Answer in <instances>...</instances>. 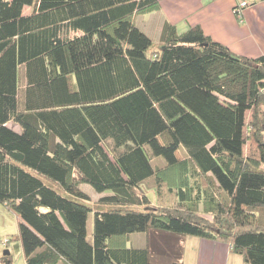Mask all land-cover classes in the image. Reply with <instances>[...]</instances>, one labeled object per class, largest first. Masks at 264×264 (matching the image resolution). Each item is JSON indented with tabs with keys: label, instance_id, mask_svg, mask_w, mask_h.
I'll list each match as a JSON object with an SVG mask.
<instances>
[{
	"label": "trees",
	"instance_id": "1",
	"mask_svg": "<svg viewBox=\"0 0 264 264\" xmlns=\"http://www.w3.org/2000/svg\"><path fill=\"white\" fill-rule=\"evenodd\" d=\"M158 8L0 0V204L24 264H181L186 236L264 264V57L169 23L151 50L133 16ZM82 184L110 193L94 210Z\"/></svg>",
	"mask_w": 264,
	"mask_h": 264
},
{
	"label": "crops",
	"instance_id": "2",
	"mask_svg": "<svg viewBox=\"0 0 264 264\" xmlns=\"http://www.w3.org/2000/svg\"><path fill=\"white\" fill-rule=\"evenodd\" d=\"M158 1L157 10L133 16L139 29L150 38H158L157 45L165 23L175 26L177 31L199 26L205 35L237 55L264 57V0H245L248 6L240 16L234 9L241 0ZM137 17L141 19L137 21ZM134 235L137 234L130 235L129 240L136 243L138 238ZM182 247L181 264H244L241 255L222 242L186 236Z\"/></svg>",
	"mask_w": 264,
	"mask_h": 264
},
{
	"label": "rangeland",
	"instance_id": "3",
	"mask_svg": "<svg viewBox=\"0 0 264 264\" xmlns=\"http://www.w3.org/2000/svg\"><path fill=\"white\" fill-rule=\"evenodd\" d=\"M31 11L30 7H25L24 9V13L27 14ZM141 19L139 17H137V21ZM133 22L135 23V21L133 20ZM137 23V22H136ZM186 30L183 31H179L178 29V33H182ZM155 37V36H153ZM152 41V45H151V50H154L158 47L157 45V40L158 38H150ZM21 85H24V79L21 78ZM264 108V107H263ZM9 126L13 127L15 130H19L18 126L16 125H12L11 123L8 124ZM245 152L246 154H256V149L254 147V145L251 142H247L246 146H245ZM177 157L179 159L182 158H186V154L184 152L183 149H179V151L177 152ZM154 164L157 165L158 167H162L164 165V162L161 159H154ZM164 167V166H163ZM162 167V168H163ZM153 178L152 179H148L144 184L143 187L148 189L146 190V194L148 196V198L151 200V202L153 204H157V193L153 188ZM80 188L82 190H84V192L88 195L89 197V202L88 204L95 210L98 208V199L106 194H109L110 192H104V194H99L96 193L90 185L87 184H82L80 186ZM165 199L167 201V204H171L172 205V198L171 195L167 196L165 195ZM92 229H93V213H89L88 216V221H87V236L89 239L92 238ZM17 232V222H16V218L15 216L8 211L5 207H2L0 205V264H4L2 262L1 257L3 256V252L4 250H8L10 253V258L12 259V264H24V257H23V253L20 247L19 242L16 240H14L15 235ZM136 236L135 239L136 243H134L133 239H130L127 243V246L129 247H143L145 245V235L142 233H139ZM134 238V237H133ZM8 241V243H7Z\"/></svg>",
	"mask_w": 264,
	"mask_h": 264
},
{
	"label": "built area",
	"instance_id": "4",
	"mask_svg": "<svg viewBox=\"0 0 264 264\" xmlns=\"http://www.w3.org/2000/svg\"><path fill=\"white\" fill-rule=\"evenodd\" d=\"M246 6H248V3L245 0H241L238 5L236 6L235 13H237L239 16L241 15V10H243Z\"/></svg>",
	"mask_w": 264,
	"mask_h": 264
},
{
	"label": "water",
	"instance_id": "5",
	"mask_svg": "<svg viewBox=\"0 0 264 264\" xmlns=\"http://www.w3.org/2000/svg\"><path fill=\"white\" fill-rule=\"evenodd\" d=\"M9 253L8 250H4L3 255H7Z\"/></svg>",
	"mask_w": 264,
	"mask_h": 264
}]
</instances>
